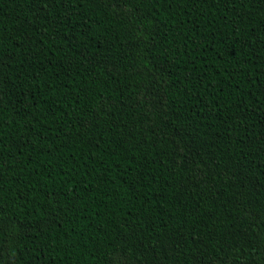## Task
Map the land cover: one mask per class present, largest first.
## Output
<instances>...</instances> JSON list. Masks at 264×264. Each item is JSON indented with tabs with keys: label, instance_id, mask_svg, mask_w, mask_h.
Segmentation results:
<instances>
[{
	"label": "trees",
	"instance_id": "obj_1",
	"mask_svg": "<svg viewBox=\"0 0 264 264\" xmlns=\"http://www.w3.org/2000/svg\"><path fill=\"white\" fill-rule=\"evenodd\" d=\"M0 264H264V0H0Z\"/></svg>",
	"mask_w": 264,
	"mask_h": 264
}]
</instances>
